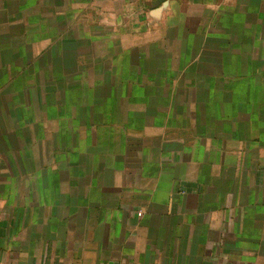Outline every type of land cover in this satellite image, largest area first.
I'll return each instance as SVG.
<instances>
[{"label":"crops","instance_id":"0c3cea01","mask_svg":"<svg viewBox=\"0 0 264 264\" xmlns=\"http://www.w3.org/2000/svg\"><path fill=\"white\" fill-rule=\"evenodd\" d=\"M0 264H264V0H0Z\"/></svg>","mask_w":264,"mask_h":264},{"label":"rangeland","instance_id":"374dc122","mask_svg":"<svg viewBox=\"0 0 264 264\" xmlns=\"http://www.w3.org/2000/svg\"><path fill=\"white\" fill-rule=\"evenodd\" d=\"M138 215H139V214H138ZM139 216H141V214H140Z\"/></svg>","mask_w":264,"mask_h":264},{"label":"built area","instance_id":"2783aa9c","mask_svg":"<svg viewBox=\"0 0 264 264\" xmlns=\"http://www.w3.org/2000/svg\"><path fill=\"white\" fill-rule=\"evenodd\" d=\"M140 215V214H139Z\"/></svg>","mask_w":264,"mask_h":264}]
</instances>
